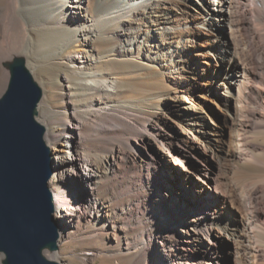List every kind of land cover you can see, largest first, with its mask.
<instances>
[{"label": "bare ground", "instance_id": "6f19581e", "mask_svg": "<svg viewBox=\"0 0 264 264\" xmlns=\"http://www.w3.org/2000/svg\"><path fill=\"white\" fill-rule=\"evenodd\" d=\"M90 2L0 0L5 79L13 63L32 78L40 72L38 120L43 94L53 100L55 85L61 89L63 104L42 109L52 126L39 120L52 152L49 180L75 175L86 192L65 201L61 185L49 186L58 237L42 255L74 264L59 250L75 242L110 264H221L225 250L231 264H264V0H213L200 17L218 36L215 55L229 53L213 85L234 109L225 114L226 141L164 81L181 40L171 14L186 0ZM151 25L159 35L143 48ZM67 112L69 120L58 118ZM197 152L215 160L213 176L194 163ZM156 166L194 178L195 201L175 180L154 177ZM173 193L184 201L165 208L162 197Z\"/></svg>", "mask_w": 264, "mask_h": 264}, {"label": "water", "instance_id": "95a60500", "mask_svg": "<svg viewBox=\"0 0 264 264\" xmlns=\"http://www.w3.org/2000/svg\"><path fill=\"white\" fill-rule=\"evenodd\" d=\"M41 90L22 63H13L0 94V252L4 264H59L42 255L56 246L44 126L35 119Z\"/></svg>", "mask_w": 264, "mask_h": 264}, {"label": "rangeland", "instance_id": "374dc122", "mask_svg": "<svg viewBox=\"0 0 264 264\" xmlns=\"http://www.w3.org/2000/svg\"><path fill=\"white\" fill-rule=\"evenodd\" d=\"M212 1L213 0H186V4L180 3L178 4L179 6L175 7L176 11H172L171 19L173 20V24L179 28L178 32H181V40L179 41L178 48H176L177 52H175V55L172 56L171 61L166 63V66L169 67L170 71H167L168 74L164 75V81L173 92L185 97L195 106L202 117H204L205 124L215 128V132L219 140L226 141L229 137L227 123L231 121L230 118L226 117V115L233 113L234 109L232 106L226 107L222 103L221 98L225 96L223 94L225 93L224 88L214 87L213 85L217 80L215 73L219 70L224 71V64L227 62L229 53L225 51L223 53V58L221 59L215 55L214 50L217 48L216 41L218 40V36L215 35V31L209 26L202 25L200 23V17H209L206 14V11L212 6ZM90 3L92 4L93 0H91ZM166 4L167 3L164 1H161V6ZM201 5H204L205 9L201 8V10H199V8L202 7ZM151 27L153 29H150V26H148L149 30L144 31L143 33L141 32L140 40L143 48L149 47V45L152 44L151 40L154 39V36L157 37L159 35L157 27L153 25H151ZM144 28L145 27L142 26L140 29L144 30ZM219 39L222 38L219 37ZM185 45H187V47H185ZM187 50L188 52H186ZM1 66L2 65L0 64V94L4 91L6 80L8 79L7 77L5 79L4 69H2ZM34 72L35 78H33L36 82H39L37 85L40 86L41 74L38 70H35ZM6 76L8 75L6 74ZM213 77H215L214 80H212ZM52 97L53 100L50 99L49 94H43L40 101L39 120L44 123L47 128H50L52 125L50 122L44 120L42 109L47 103H51L54 106H60L63 104L60 86L55 85ZM70 116L71 113L67 112L58 118L63 121H67L70 119ZM36 119L38 120V118ZM39 120L38 122H40ZM48 147L50 149L49 145ZM147 150L150 152L153 151L152 147H149ZM50 154L52 157L51 151ZM67 154L68 153L65 151V155ZM193 161L196 165L206 169L210 175H214V172L216 171V162L211 159L208 154L205 155V153L197 152ZM93 167H96V165ZM157 169L159 170L158 172H156ZM153 176H161L165 180H175V185L184 190L183 196L186 200H188V203L191 204L195 201L194 193L196 191L197 184L196 181L194 182V178L188 179L185 175L175 177L174 172H167L159 166L155 167ZM50 180L48 184L52 190L59 185L63 187V197L65 201H73L75 199L80 200L84 199L86 196L84 186L77 181L79 178L75 175H72L69 180L64 179L61 183H59V185L57 181ZM162 198L165 199L162 202L165 208L169 207L167 200H171V203L176 202L175 204H180L184 201L183 197H177L175 193L172 194L170 199L167 197ZM159 212L162 214L167 213L166 211ZM54 220L56 222L55 217ZM81 223H83V220H81ZM68 245L70 247L68 249L60 247L59 251L62 252V260L66 258L74 264H82V262L88 258V264H110V261H107L100 256H92L90 252H86V254H84L75 242ZM64 252H67L68 254L65 255ZM218 258L221 264H231L230 254L226 250L220 253Z\"/></svg>", "mask_w": 264, "mask_h": 264}]
</instances>
